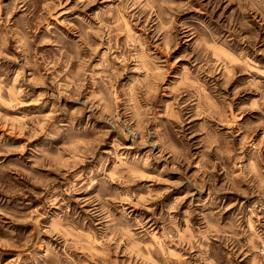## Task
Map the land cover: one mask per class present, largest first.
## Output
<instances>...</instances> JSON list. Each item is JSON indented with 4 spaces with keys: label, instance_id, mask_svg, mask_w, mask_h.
<instances>
[{
    "label": "rangeland",
    "instance_id": "1",
    "mask_svg": "<svg viewBox=\"0 0 264 264\" xmlns=\"http://www.w3.org/2000/svg\"><path fill=\"white\" fill-rule=\"evenodd\" d=\"M0 264H264V0H0Z\"/></svg>",
    "mask_w": 264,
    "mask_h": 264
}]
</instances>
